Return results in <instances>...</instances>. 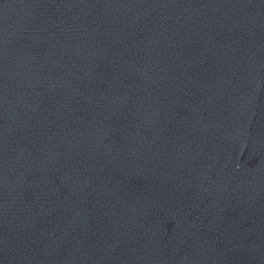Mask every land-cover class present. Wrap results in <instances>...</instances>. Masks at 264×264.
<instances>
[{
  "label": "water",
  "instance_id": "95a60500",
  "mask_svg": "<svg viewBox=\"0 0 264 264\" xmlns=\"http://www.w3.org/2000/svg\"><path fill=\"white\" fill-rule=\"evenodd\" d=\"M0 264H264V0H0Z\"/></svg>",
  "mask_w": 264,
  "mask_h": 264
}]
</instances>
